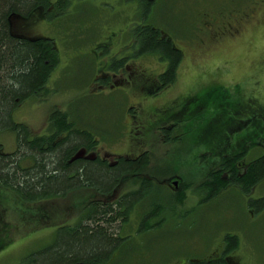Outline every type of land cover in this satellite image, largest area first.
<instances>
[{
  "label": "rangeland",
  "instance_id": "rangeland-1",
  "mask_svg": "<svg viewBox=\"0 0 264 264\" xmlns=\"http://www.w3.org/2000/svg\"><path fill=\"white\" fill-rule=\"evenodd\" d=\"M249 1L231 2L238 6ZM221 2L156 0L144 16L136 3L117 8L114 0H66L65 6L54 8L51 18H44L43 10L37 8L27 19H12L17 31L49 36L59 50L44 93L19 103L13 113L16 122L42 133L47 131L50 111L62 108L76 125L94 133L97 152L107 154L109 161L117 153L133 152L137 156L147 151L150 167L139 178L154 173L160 179L179 178V185L189 184L185 201L166 211L165 205L177 201L173 185L165 179L163 184L148 189L150 197L135 205L130 221L123 226L129 236L116 256V264H178L186 257L203 258L219 251L225 233L238 237L237 247L229 253L238 264H264V207L259 209L256 202L249 204L247 196L236 187L203 200L198 186L204 177L201 175L221 158L218 151L224 146L222 136L227 132L228 115L243 124L247 121L237 111L235 99L264 105V9L240 27V35L211 37L198 28L199 17L217 12ZM144 19L163 27L164 33L171 35L174 44L184 51L174 81L161 88L156 98L148 97L150 94L137 80L112 88L95 86L96 58L91 53L94 41L109 40V50L115 51L120 39L122 43L134 42L132 29ZM82 29L87 30L89 39L80 37ZM137 51L138 47L134 59L140 66L154 74L162 70L165 60ZM154 105L172 110L154 115ZM132 109L139 110L134 119ZM169 119L178 122L183 132L178 140L164 142L157 132H148L151 124ZM248 126L238 131H246ZM210 132L216 133L214 137ZM0 142L4 150L16 148L12 131H1ZM132 178L124 176L117 194L136 183ZM254 189V199L264 196V179ZM93 194L82 188L64 197L28 203L0 189V264H23L26 254L51 244L57 225L76 220L82 205ZM152 202L163 205L164 216L160 224L159 218H152L150 228L140 232L139 218Z\"/></svg>",
  "mask_w": 264,
  "mask_h": 264
},
{
  "label": "trees",
  "instance_id": "trees-1",
  "mask_svg": "<svg viewBox=\"0 0 264 264\" xmlns=\"http://www.w3.org/2000/svg\"><path fill=\"white\" fill-rule=\"evenodd\" d=\"M65 2L0 0V132L12 131L16 138L14 150H4L0 142V189L28 203L64 197L82 188L94 192L82 205L76 220L58 224L53 242L26 254L21 260L23 264H101L120 254L129 236L123 226L130 221L132 209L143 196H150L148 189L152 185L158 184L153 180L154 173L147 174L148 179L141 177L144 179L138 190L126 192L114 201H103L99 197L112 194L124 176L133 177L136 183L139 181L140 175L150 167L148 152L134 157L119 156L116 164H109L97 152L98 139L94 133L76 125L70 113L59 107L50 111L47 131L42 133H34L27 124L13 119L14 110L20 102L44 93L58 61V48L53 39L24 36L14 29L12 19H27L37 8L44 9L46 18H51L55 10L49 11L48 7L60 9ZM142 2L145 16L152 10L154 0ZM132 30L137 44L135 49L138 47L136 53L156 54L165 60L166 70L159 74L158 80L161 87L171 84L182 60L181 48L174 44L171 35L164 33L163 27L147 23L145 19L143 23L135 24ZM107 79H103L102 83H107ZM179 138L174 131L163 141ZM224 146L218 151L221 155L228 150ZM83 149L93 155L85 156ZM237 159L235 156L230 162L221 156L214 167L210 166L205 175H201L204 177L198 186L203 200L218 195L229 185L249 192L264 179V155L245 167H234ZM228 169L230 177L226 175ZM188 186L183 184L174 190L177 201L165 205V211L167 207L174 209L185 201ZM254 202L260 205L259 209L263 208L264 196ZM162 206L149 203L139 218L137 230L145 232L149 229L148 222L152 218H159L160 224L164 216ZM223 242L225 256L239 243L237 235L231 233H225ZM223 255L215 261L201 260L190 264H228Z\"/></svg>",
  "mask_w": 264,
  "mask_h": 264
},
{
  "label": "flooded vegetation",
  "instance_id": "flooded-vegetation-1",
  "mask_svg": "<svg viewBox=\"0 0 264 264\" xmlns=\"http://www.w3.org/2000/svg\"><path fill=\"white\" fill-rule=\"evenodd\" d=\"M108 2L109 0H104ZM156 0H154L155 3ZM231 1L234 0H223L221 2V7H219L217 12L213 13H208L207 15L203 13L199 17V23L200 25L198 26L199 29H203V32L208 34V36L214 37H235L236 35H240L239 31L241 30V26L246 25L247 23H250L252 19L256 17L258 13H261L262 10L264 9V0H250L249 2L243 4V5H235L236 3H233ZM115 5L118 4L116 7H124L126 5V8H129L128 5H132L136 3L135 0H114ZM130 2V3H129ZM231 2V3H230ZM230 3V4H228ZM228 6V7H227ZM236 6V7H235ZM115 7V6H114ZM136 7L142 10L143 8V2L142 0H137ZM142 7V8H141ZM49 11L54 10L53 6L48 7ZM152 9V8H151ZM44 13V18H45V12L44 9L41 8ZM114 10L119 11L118 9L114 8ZM48 11V10H47ZM122 9L119 11L122 13ZM207 28V29H205ZM83 31L80 33V37L83 38L85 35V39H89L86 37L87 30L82 29ZM22 32V31H21ZM24 36H29L26 33H21ZM122 35V34H120ZM98 36V33L96 34ZM132 36V35H131ZM36 39L39 38H48L52 39L49 36H33ZM200 41L203 42L202 39L199 38ZM134 41V40H133ZM121 42V43H120ZM128 41L126 43H122V40H119V46L115 51L109 50L112 46V42L109 40H104V39H99L97 41H94L91 48V53L93 56L96 58L95 60V74L93 78V84L95 86H109L113 87L114 85H120V84H129L133 80L139 81L141 84V87L147 91L150 95L148 97H153L156 98L159 90L161 88H166V87H161V83L158 80V76L160 73L164 72L167 67V62H165L164 67L160 72L157 74L150 73L149 70L146 67L140 66V64L135 61L134 53H135V47H134V42ZM56 45V44H55ZM137 48V47H136ZM59 53V50H58ZM182 55H184L183 49H181ZM59 58V57H58ZM114 68H111V67ZM110 69L113 71L111 72ZM113 79L112 81L108 80L107 83H102L103 79L107 78ZM122 77V78H121ZM100 87V88H101ZM146 97V98H148ZM191 99V97H189ZM186 98L183 99V101L186 102ZM235 107L239 114L241 116L245 115V123L243 124L241 120L234 118L228 115V118L226 119V128L225 131L226 134H223V144L225 145L224 147L227 148L228 150L226 153L222 154V158L227 159V161H230L234 159L235 156L238 157L236 160L235 166L234 167H245L246 164L252 162L254 159H256L259 156L264 155V106L261 105L260 103L256 101H249L246 102L244 99L238 97L235 99ZM151 111H153V114L161 111V110H172L171 107H166L163 108L161 106H151ZM166 110V111H167ZM136 112L139 113V110L132 109L131 111V117L134 119L136 116ZM169 122V123H168ZM251 124L250 126H248ZM247 125L248 128L246 131H241L239 132L238 130H242L244 126ZM155 126V128H154ZM175 131L176 136L179 135L182 136L183 132L179 131V126L178 122L174 121V119H169V120H162L159 123H154L151 124L150 128L148 129V132H151L153 135V132H157L158 137L159 134L163 138L165 136L171 137V134ZM238 131V132H237ZM230 132H236V133H230ZM211 135L216 134L215 132H210ZM219 133V132H217ZM84 153L85 156L88 155H93L92 152L87 153L84 149L82 150V153ZM145 152V151H144ZM147 152V151H146ZM126 156L129 157H134V153L130 152V154H125ZM103 157L104 160H107V162L111 165H114L117 163V157L123 156L119 155L117 153L116 158L113 161H109L106 157L107 154L100 155ZM216 164L213 163V165H210L214 167ZM208 170V169H207ZM227 177H230V169L227 170ZM148 179L149 177L146 176ZM134 180V178H132ZM144 178H138V182L135 184H132L130 187H127L125 191L122 193L117 194V188L119 185L113 190L112 194L109 195H104L99 198L103 199V201H114L115 199L119 198L122 194H125L126 192H131L139 189V186L141 185V182H143ZM156 177L153 178L155 182L158 183ZM168 184L173 185V187L178 190L181 185V179L175 178V177H167ZM122 181V180H121ZM176 182V184H174ZM257 185V184H256ZM254 185L249 192H243V190L239 186H230L228 188H234L236 187L239 189V191L247 196V201L248 203H254L256 199H254V196L252 193L254 192ZM147 196V195H146ZM145 196H143L144 198ZM148 197V196H147ZM150 197V196H149ZM139 203V202H138ZM139 227V226H138ZM137 227V229H138ZM224 242L220 244L219 251L217 253H214L212 255H206L203 256V258L198 257H186L183 258V260H179L182 263L178 262V264H190L192 262H198L201 260L205 261H215L217 259H220L221 256L225 253L224 249ZM118 255V254H117ZM104 260L101 264H116V256ZM224 259L227 261L228 264H238L233 258L230 257V254L227 253L223 255ZM233 259V260H232ZM225 264V262H223Z\"/></svg>",
  "mask_w": 264,
  "mask_h": 264
},
{
  "label": "water",
  "instance_id": "water-1",
  "mask_svg": "<svg viewBox=\"0 0 264 264\" xmlns=\"http://www.w3.org/2000/svg\"><path fill=\"white\" fill-rule=\"evenodd\" d=\"M174 184H176V182H174Z\"/></svg>",
  "mask_w": 264,
  "mask_h": 264
}]
</instances>
